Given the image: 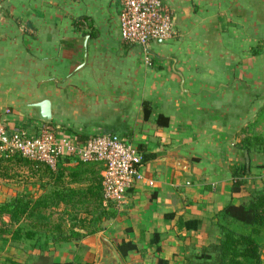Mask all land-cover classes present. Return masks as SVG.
Here are the masks:
<instances>
[{
	"label": "crops",
	"instance_id": "crops-1",
	"mask_svg": "<svg viewBox=\"0 0 264 264\" xmlns=\"http://www.w3.org/2000/svg\"><path fill=\"white\" fill-rule=\"evenodd\" d=\"M162 2L174 35L144 51L121 40L120 0H0V112L10 111L7 130L36 135L47 127L81 145L110 133L146 157L137 168L143 179L106 207L111 216L102 230L61 247L53 263L107 264L96 242L101 234L124 264H187L217 242L220 226L248 229L222 210L244 200L231 192V167L245 163V152L248 186L264 182V155L243 145L254 136L257 107H264V0ZM45 101L47 121L36 107ZM167 157L185 159L189 170L169 166ZM77 161L60 160L57 185L42 170L2 164L0 202L19 192L38 198L49 187L85 189L87 181L68 176ZM94 169L102 177V165ZM122 242L135 247L126 257Z\"/></svg>",
	"mask_w": 264,
	"mask_h": 264
},
{
	"label": "trees",
	"instance_id": "trees-1",
	"mask_svg": "<svg viewBox=\"0 0 264 264\" xmlns=\"http://www.w3.org/2000/svg\"><path fill=\"white\" fill-rule=\"evenodd\" d=\"M157 123L158 125L167 124L160 120ZM243 145L248 153L254 152L259 155H264V136L254 135L246 138ZM141 156V162H143L146 157L142 154ZM6 163L42 170L44 174L49 175V179H53L56 185L60 182V178L63 177V171L58 169L51 170L44 164L29 161L16 155L11 158L1 157L0 166ZM96 164L95 162L77 161L75 166L68 167V176L73 182H88V186L85 189L75 190L63 188V190H58L54 187L51 191L36 199H32L27 193H22L16 195L9 202H0V241L6 242L9 240L16 242L22 239L32 240L36 238V233L32 231L23 232L21 227H16L12 230H8L5 227H7V224H16L20 220L29 221L31 227H39V223L49 224L51 213H44L49 201L52 207L57 206L59 203L64 204V206L69 208L68 214L75 213L76 215L73 216L70 214L69 216V220L74 222L70 230L64 231L61 223L54 224L52 229L50 231L48 230L47 238L49 239L45 238L43 243L47 247L50 241L53 246L52 251L48 250V252L55 253L64 245L83 238V234L76 231L75 228L86 231L87 235L90 236L101 231L104 220H108L111 215H106L104 220L100 217L92 219L77 217V213L85 209V206L88 204L94 205L95 208L101 206L106 207L103 205L102 177L99 175V170L94 169ZM250 166L249 162L248 173L246 172L245 163L231 167L233 177L231 192L235 195L243 194L242 196L246 201L238 205H227L222 210L226 219L241 222L248 226L247 231H238L227 225L220 226V237L217 242L207 249L191 255L187 264H261V245L257 241V236L264 230V182L260 186L254 183L248 186V177L252 176ZM258 168L261 170L262 166L260 165ZM65 214H67V211H65ZM4 236H8L9 239H4ZM36 247L37 245L34 243L30 249V253ZM118 250L126 257L129 252L135 250V247L131 242H122L121 245H118ZM37 251L36 256L38 257L32 264H74L72 262L53 263L48 261L49 253L44 252L43 246H40ZM10 264L17 263L10 261ZM157 264H167V262L159 260Z\"/></svg>",
	"mask_w": 264,
	"mask_h": 264
},
{
	"label": "built area",
	"instance_id": "built-area-1",
	"mask_svg": "<svg viewBox=\"0 0 264 264\" xmlns=\"http://www.w3.org/2000/svg\"><path fill=\"white\" fill-rule=\"evenodd\" d=\"M120 37L127 45L138 46L148 51L156 42H165L174 35L173 17L162 0H120L118 16ZM145 63L150 58L145 55ZM10 111L0 112V158L14 155L38 162L56 170L65 156L83 162L99 163L103 167V205L121 203L135 181H141L138 173L142 156L127 140L106 133L77 144L67 137L43 127L36 135L13 129L8 131L3 117ZM148 186L153 183L148 181Z\"/></svg>",
	"mask_w": 264,
	"mask_h": 264
},
{
	"label": "rangeland",
	"instance_id": "rangeland-1",
	"mask_svg": "<svg viewBox=\"0 0 264 264\" xmlns=\"http://www.w3.org/2000/svg\"><path fill=\"white\" fill-rule=\"evenodd\" d=\"M260 108L261 107H257V121L255 122L253 132L251 131L252 127L249 128L250 134L254 133V135H256V136H264V107H263V110H262V108L261 109ZM116 134H118V133H116ZM243 163H244L243 161H239L237 166L241 165ZM23 172H25V171H23ZM45 175H46V177L49 176L48 174H45ZM24 176H27V174H24ZM18 177L20 178V177H22V175L19 174ZM22 178H24V177H22ZM79 186L82 187L81 185H79ZM37 187L38 186L36 185L33 188L37 189ZM53 188L54 187L47 188L48 190L46 191V193L51 191V189H53ZM19 194H22V193L19 192L17 195H19ZM27 194H29L32 199H36L35 198L36 196H34L33 194H31L29 192ZM245 200L246 199L244 198L243 202H245ZM65 211H67V214H65ZM68 211H69V208L67 206H64V204L59 203V204H57V206L52 207L50 205V201H49L47 209L44 210L45 214L51 213V219H50L49 224L46 225L45 223H39L38 224V225H40L39 227H31L29 224V221H21V220L16 224H7V227H5V228H7L8 230L15 229L16 227H21L23 232L32 231V232L36 233V238H33L32 240L22 239V240L16 241V242H12L9 240H7L6 242L0 241V264H10V261L16 262L17 264H32V263H34V261L38 257V256H36L38 253L37 249H39L40 246H43V250L45 253H49L48 261L52 262L54 253L48 252V250L52 251L53 246L51 245L50 241H49V244L47 247H45L43 243L45 241V238L49 239V238H47V235H48L47 232H48V230L50 231L52 229L54 224L61 223L64 231H68L71 229L74 222L69 220V216L71 213L68 214L69 213ZM71 215L74 216L76 214L74 213ZM106 215H110L109 212L106 210V207L101 206V207L95 208V206L92 204L86 205L85 209H82L80 212L77 213V217H79V218L85 217L87 219L100 217L102 220H104L106 218ZM62 219H64V220H62ZM4 221H6V220H4ZM62 221H64V222L62 223ZM75 229L77 230V228H75ZM78 231H81V230H78ZM82 232H84L83 238L86 236H90V235H87L86 231L82 230ZM261 233H262V235L257 236L258 237L257 241H259V244L261 245V264H264V230ZM4 237H5L4 239H9L8 236H4ZM84 240H82V242ZM34 243H36L37 247L35 250H32L33 252L30 253V249L32 248V245ZM92 258H93V256H92ZM94 263L100 264L98 259H96V261L94 260Z\"/></svg>",
	"mask_w": 264,
	"mask_h": 264
},
{
	"label": "water",
	"instance_id": "water-1",
	"mask_svg": "<svg viewBox=\"0 0 264 264\" xmlns=\"http://www.w3.org/2000/svg\"><path fill=\"white\" fill-rule=\"evenodd\" d=\"M36 107L40 110V119L43 121H47L50 119V105L47 101L36 105ZM245 156V167L246 172H249V158L247 152L244 154ZM169 166L180 168L188 171L190 164L188 161L178 157H167L162 159ZM97 246L101 249L102 255L105 257L107 264H124L120 254L114 247L113 243L104 237L101 234L96 235Z\"/></svg>",
	"mask_w": 264,
	"mask_h": 264
}]
</instances>
